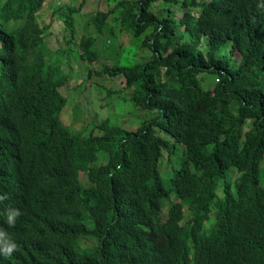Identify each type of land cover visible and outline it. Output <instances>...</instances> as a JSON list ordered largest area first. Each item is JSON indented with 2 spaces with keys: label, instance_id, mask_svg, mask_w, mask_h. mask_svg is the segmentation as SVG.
I'll list each match as a JSON object with an SVG mask.
<instances>
[{
  "label": "trees",
  "instance_id": "16d2710c",
  "mask_svg": "<svg viewBox=\"0 0 264 264\" xmlns=\"http://www.w3.org/2000/svg\"><path fill=\"white\" fill-rule=\"evenodd\" d=\"M44 1L0 0V229L17 245L0 264H264V0L96 11L98 35L113 14L150 52L103 68L157 111L135 129L62 123L69 78L45 60ZM50 5L72 38L79 7ZM95 42L80 37L82 59H97Z\"/></svg>",
  "mask_w": 264,
  "mask_h": 264
},
{
  "label": "rangeland",
  "instance_id": "374dc122",
  "mask_svg": "<svg viewBox=\"0 0 264 264\" xmlns=\"http://www.w3.org/2000/svg\"><path fill=\"white\" fill-rule=\"evenodd\" d=\"M51 2L59 5L60 11H63L66 5L79 7L77 12L72 13L74 23L72 38L69 37L63 21L57 18V14L52 15ZM115 2V0H45L37 13V26L48 25L44 38L49 51L45 58L47 65H59L61 71L67 73L69 78L68 83L60 88L61 94L66 97L61 115V121L66 126L80 128L92 119L99 121L107 117L126 129H135L139 122L157 114L156 110L140 108L129 101L130 89H122L124 82L121 76H111L103 70L104 67H111L117 63L127 64V61L145 60L150 53L146 48L141 49L131 42L129 39L131 36L126 31L119 30V20L114 19L113 14L108 16L104 33L100 35L96 33L92 22L94 13L98 10L112 9ZM151 7L154 9L163 7V2H155ZM175 13L180 16L179 10ZM84 34L96 39L92 48L98 56L93 61L84 60L79 56L78 43ZM180 152L179 149L176 155L164 154L161 161L162 175L170 170V164L175 158H181ZM261 167L264 170V162ZM81 242L85 245L93 243L91 239H82Z\"/></svg>",
  "mask_w": 264,
  "mask_h": 264
},
{
  "label": "clouds",
  "instance_id": "9594fccd",
  "mask_svg": "<svg viewBox=\"0 0 264 264\" xmlns=\"http://www.w3.org/2000/svg\"><path fill=\"white\" fill-rule=\"evenodd\" d=\"M8 197L6 194L0 195V204H2ZM4 214L6 215L7 224L12 227L15 226L18 217L21 215L19 209L6 208ZM17 248L16 243L12 240L10 235L0 229V254L4 256H10Z\"/></svg>",
  "mask_w": 264,
  "mask_h": 264
}]
</instances>
